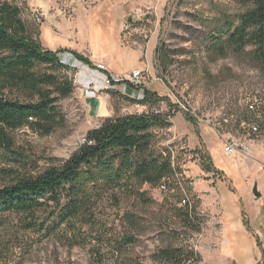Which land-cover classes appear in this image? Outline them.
Instances as JSON below:
<instances>
[{"label":"rangeland","instance_id":"obj_1","mask_svg":"<svg viewBox=\"0 0 264 264\" xmlns=\"http://www.w3.org/2000/svg\"><path fill=\"white\" fill-rule=\"evenodd\" d=\"M3 1L19 6L30 35L44 48L55 41L58 47L49 49L57 53L68 51L90 59L88 39L94 46H108L118 38L125 55L122 67L132 68L121 74L108 68V74L127 78L132 70L145 69L143 85L167 98L145 102L139 94L134 99L116 85L106 86L105 73V82L94 87L80 67L56 70L75 86L59 102L66 123L49 135L27 126L16 130L14 152L0 149V187L62 167L106 119L157 113L165 124L150 129L152 149L169 156L178 175L183 174L186 200L166 193L161 184L127 175L77 215L62 214L65 197L58 208L50 202L32 213L0 212V264H162L160 252L168 247L183 250L182 264H258L262 244L251 233L234 232L229 236L236 238V244L224 246V235L211 225L206 208L213 206V196L203 202L195 185H189L206 179L200 170H204L201 151L206 148L196 130L219 137L214 123L224 135L252 144L255 156H235L237 161L259 162L264 169L259 154L264 125L256 134L247 129L264 116L261 60L254 45L228 42L240 15L251 5L238 0ZM42 30L50 36L41 35ZM40 70L53 71L46 65ZM86 89L94 91L96 103L88 100ZM6 93L26 100L22 91ZM188 109L205 121H188ZM233 160L227 155L220 162ZM219 189L229 211L236 213L231 187L220 183ZM186 202L188 215L179 210Z\"/></svg>","mask_w":264,"mask_h":264},{"label":"trees","instance_id":"obj_2","mask_svg":"<svg viewBox=\"0 0 264 264\" xmlns=\"http://www.w3.org/2000/svg\"><path fill=\"white\" fill-rule=\"evenodd\" d=\"M238 1L251 7L240 15L228 42L254 45L264 72V0ZM77 58L89 61L81 54ZM43 65L53 71L40 70ZM68 67L57 52L44 48L30 35L19 6L0 2V149L13 153L15 131L23 127L49 135L65 125L67 117L59 102L71 95L75 86L70 77L56 70ZM143 87L145 102L167 98L151 87ZM7 91H22L26 100L10 97ZM185 115L188 121L196 122L191 113ZM258 123L260 132L264 116ZM157 124H165L157 113L106 119L88 133L86 142L62 167L0 187V212L32 213L50 202L58 208L65 197L68 202L62 214L77 215L102 190L119 184L127 175L143 183L165 185L166 193L183 201V179L177 177L171 158L152 149L150 129ZM196 133L202 142L198 129ZM201 153L203 169L221 174L210 153ZM189 205L186 202L179 210H186L184 214L188 215ZM183 254L181 248L168 247L160 252V259L162 264H182ZM262 254L258 264H264V248Z\"/></svg>","mask_w":264,"mask_h":264},{"label":"crops","instance_id":"obj_3","mask_svg":"<svg viewBox=\"0 0 264 264\" xmlns=\"http://www.w3.org/2000/svg\"><path fill=\"white\" fill-rule=\"evenodd\" d=\"M45 30H42L41 35L50 36V32ZM118 40V38L114 39L108 46L106 44L94 46L93 42L88 39L89 47H86L90 58L88 62L79 60L75 54L68 51H60L58 56L62 62L70 67L77 66L82 68L81 73L86 75L87 78L89 77L88 80L90 79L89 85L94 84L95 87V85L105 82L103 71L97 70L95 66L96 62L105 63L110 71L117 74L125 73L129 68H132V66H129V68L122 67V61L125 55L123 56V54L120 53L122 47ZM52 42L53 43L50 44L47 43L49 48L54 49L58 47L55 41ZM89 63H92L94 66H89ZM86 90L90 95L88 96V100L96 103L95 99L97 97L94 95V91L92 92L90 89ZM119 90L137 99L138 91L133 87L123 85L119 87ZM144 100L145 98L143 101ZM90 107L93 106L91 105ZM205 133L206 136L204 135V131L203 133L200 131L202 142L206 150L210 153L216 169L219 170L221 174H219V178H217L215 177L216 172L200 169L204 172L206 179L199 178L193 185H195L194 189L203 202L207 201L208 195L213 196V206H206L211 213V225L217 227L223 233L224 246L236 244V238L232 235L229 236V234L239 232L246 234L251 233L253 235V237H251L254 238L255 241L257 240L259 245L262 244V248H264V212L262 210L263 205L261 206L263 203L260 201L262 197L257 199L253 193L255 180L258 183V188L264 190V169H260L259 162L244 163L237 161L235 156L245 155L242 153L230 155V157L235 160L227 164H222V162H220L222 157L227 156L224 152V144L221 143L220 137H217L218 135L214 134L212 131L207 130ZM241 141L244 142L242 139ZM244 143L247 144L246 141ZM247 145L249 150L245 157L251 156V154L255 156V153H253V146H251L252 144ZM259 154L264 158V148L259 150ZM215 161H218L217 164ZM220 183H227L231 187L232 202L235 204L234 209L236 213H231L226 206L228 201L222 196L221 190L219 189ZM262 248L260 246V250H262ZM260 256H262V251ZM232 259H234V257H232Z\"/></svg>","mask_w":264,"mask_h":264},{"label":"built area","instance_id":"obj_4","mask_svg":"<svg viewBox=\"0 0 264 264\" xmlns=\"http://www.w3.org/2000/svg\"><path fill=\"white\" fill-rule=\"evenodd\" d=\"M95 66H96L97 70L103 71V73H105V75H106L105 79H106V82L108 84L106 86H110L111 87L112 86L111 84L116 85L117 87H120V86H123V85L124 86L128 85V86L133 87L134 89H136L138 91V94H139V96L141 98H143V99L145 98V88L143 87L144 86L143 83H144V72H145V69L132 70L130 76L127 77V78H124V77L116 76V75H114L112 73L108 74L109 70H108V67L106 66L105 63L96 62ZM129 83H131V84H129ZM183 108L187 109L185 105H183ZM187 111L189 113H191L195 117L196 120L198 119L199 121H205L204 119L198 117L195 113H193L189 109ZM209 124L212 125V123H210V122H209ZM214 126L217 127V129H218L217 132L219 134V137L223 141L224 152H225L226 155L230 156V155H234L236 153H242V154H245V155L247 154V152L249 150L247 144H245L244 142L241 141V139H238L236 137L224 135L222 133V131L219 130L220 127L218 125H216V123H214ZM247 129H248L249 133H253V134L258 133V129H259L258 121L254 120L252 123H250L248 125ZM85 142H86V139H85ZM177 177L179 179H183L184 180L183 174H181V177H180L178 175V173H177ZM181 182L182 181H180V185L182 184ZM193 184H194V182H192V181L189 182V185H193ZM162 186H164V188L166 189L165 185H162ZM183 200H186V198L183 199Z\"/></svg>","mask_w":264,"mask_h":264},{"label":"water","instance_id":"obj_5","mask_svg":"<svg viewBox=\"0 0 264 264\" xmlns=\"http://www.w3.org/2000/svg\"><path fill=\"white\" fill-rule=\"evenodd\" d=\"M253 193L257 199H260L262 197V194H263L262 190L260 188H258V183L256 180L254 181Z\"/></svg>","mask_w":264,"mask_h":264}]
</instances>
